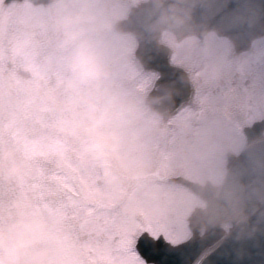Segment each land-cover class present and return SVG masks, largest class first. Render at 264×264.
Here are the masks:
<instances>
[{
    "label": "rangeland",
    "instance_id": "rangeland-1",
    "mask_svg": "<svg viewBox=\"0 0 264 264\" xmlns=\"http://www.w3.org/2000/svg\"><path fill=\"white\" fill-rule=\"evenodd\" d=\"M145 1L56 0L35 6L24 0L2 14L0 212L17 207L23 216L38 218L46 227L34 250L22 256L0 243V260L129 264L134 255L127 247L123 252L114 249L115 237L119 233L126 246L127 234L137 224L135 215L145 220L157 239L168 237L176 243L191 239L187 218L196 209H204L205 202L170 180L184 177L202 184L211 180L218 187L227 173L226 149L239 154L246 146L243 126L264 112V37L234 58L218 33H210L204 48L194 36L178 40L164 32L162 44L171 50L175 65L190 70L197 92L195 105L185 107L183 114L167 120L161 129L162 115L145 105L154 76L138 75L142 71L133 55L136 40L132 36L119 39L106 31L112 26L107 22L110 14L112 21L121 19L132 5ZM69 11L87 18L94 51L110 70L113 87L133 102L139 158L130 162L126 184L113 182L105 165L85 150L73 111L37 106L25 87L36 80L55 84L66 78L67 51L54 21ZM7 82L15 85L14 91L7 90ZM5 150L23 163L14 175L3 168ZM83 201L116 203L117 208L110 217L104 212L94 214L93 207ZM232 227V222L223 224L225 230Z\"/></svg>",
    "mask_w": 264,
    "mask_h": 264
},
{
    "label": "water",
    "instance_id": "water-1",
    "mask_svg": "<svg viewBox=\"0 0 264 264\" xmlns=\"http://www.w3.org/2000/svg\"><path fill=\"white\" fill-rule=\"evenodd\" d=\"M13 1L20 0H5L4 5ZM263 24L264 0H153L134 10L120 28L137 32L145 64L160 68L168 79L175 74L165 57L168 53H157V33L161 27L179 35L220 28L241 46H247L252 38L263 33ZM262 130L263 127L246 130L249 141L260 138ZM188 185L208 202L204 218L198 219L199 224L209 227L208 236L179 248L164 247L161 243L156 247L146 239L141 251L149 260L158 264H192L202 250L200 258L212 248H206L209 244L221 238L220 222L238 212L251 213L260 207L259 200L264 195V142L251 145L236 159L218 197H214L216 191L209 186ZM238 233L239 228L203 264H264V231L241 239L237 238Z\"/></svg>",
    "mask_w": 264,
    "mask_h": 264
},
{
    "label": "clouds",
    "instance_id": "clouds-1",
    "mask_svg": "<svg viewBox=\"0 0 264 264\" xmlns=\"http://www.w3.org/2000/svg\"><path fill=\"white\" fill-rule=\"evenodd\" d=\"M87 25V18L81 13L69 11L58 17L54 29L67 51L66 78L55 84L36 80L25 87L37 106L48 104L57 111L65 108L73 111L85 150L105 165L113 182L126 184L130 162L139 158L134 136L136 113L133 102L113 87L112 74L94 51ZM6 88L12 92L15 85L7 82ZM2 161L9 175L23 167L22 161L14 159L10 150H5ZM236 224L238 239L252 238L264 231V211L240 212ZM45 227L38 218L23 216L19 208L7 207L0 212V243L22 256L34 250Z\"/></svg>",
    "mask_w": 264,
    "mask_h": 264
},
{
    "label": "bare ground",
    "instance_id": "bare-ground-1",
    "mask_svg": "<svg viewBox=\"0 0 264 264\" xmlns=\"http://www.w3.org/2000/svg\"><path fill=\"white\" fill-rule=\"evenodd\" d=\"M163 103V101H159V104L158 103H156V104H152L154 107H161V108H163V107H165L164 105L165 104H162ZM219 246V244H217V245H214V246H212V248L208 251V252H206L201 258H199L198 260H197V262L195 263V264H202L203 263V261L217 248Z\"/></svg>",
    "mask_w": 264,
    "mask_h": 264
},
{
    "label": "flooded vegetation",
    "instance_id": "flooded-vegetation-1",
    "mask_svg": "<svg viewBox=\"0 0 264 264\" xmlns=\"http://www.w3.org/2000/svg\"><path fill=\"white\" fill-rule=\"evenodd\" d=\"M263 116H264V112H263ZM118 248H119V251L122 252V249L120 247H118ZM120 257L122 258V256H120Z\"/></svg>",
    "mask_w": 264,
    "mask_h": 264
}]
</instances>
